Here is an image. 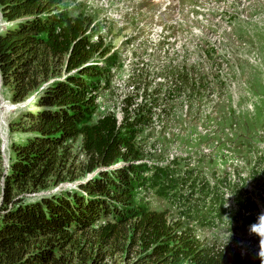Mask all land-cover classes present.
Here are the masks:
<instances>
[{
  "label": "trees",
  "instance_id": "obj_1",
  "mask_svg": "<svg viewBox=\"0 0 264 264\" xmlns=\"http://www.w3.org/2000/svg\"><path fill=\"white\" fill-rule=\"evenodd\" d=\"M65 1L0 0L5 23L0 32V78L11 87L12 101H24L55 74L33 108L10 125L11 130L14 125L20 129L27 122L31 135L11 146L14 158L7 171L0 154V264H99L107 252L125 248L138 253L135 264H264L255 251L238 246V240L202 243L189 224L194 218L200 226H214L215 219L241 221L257 234L260 216L224 217L221 204L215 203L220 198L205 208L193 190L178 198L189 174L176 176L175 171L151 170L141 163L152 158L141 136L153 133L145 130L155 112L168 127L175 120L174 109L168 107L188 86L195 98L208 97L205 79H190L177 62L159 70L172 90L152 87L148 92L147 76L139 70L127 85L135 95L121 99L122 119L113 113L97 117L103 81L108 97H114L108 80L120 56L104 47L95 20L70 15ZM78 140L85 158L82 173L74 170L76 157L71 153ZM93 172L95 177L69 190L38 195L64 182L75 184ZM141 187L184 210L176 217L169 210H151L147 197L138 198ZM244 196L243 191L235 195L240 210L256 212V205Z\"/></svg>",
  "mask_w": 264,
  "mask_h": 264
},
{
  "label": "rangeland",
  "instance_id": "obj_2",
  "mask_svg": "<svg viewBox=\"0 0 264 264\" xmlns=\"http://www.w3.org/2000/svg\"><path fill=\"white\" fill-rule=\"evenodd\" d=\"M65 6L72 16L85 14L94 19L98 35L104 38V47H111L118 54L130 55L132 48L127 49V43L131 41L150 44V49L144 57L148 92H151L155 83L162 81L156 77L158 65L167 58H178L177 62L185 66L190 79L196 78L200 81L202 78L205 79L210 94L214 93L216 100L214 96L209 97V94L208 97L204 95L202 100L198 101L199 97L195 98V95L190 93L191 87L188 86L182 97L177 98L168 107L174 109L172 111L174 117L176 113L185 109L187 100L191 101V104H188L191 110L203 104V121L206 118L214 121L215 114L210 113L216 111L218 107L227 113L235 111V115H231L227 120L223 119V124L235 122L237 128L230 132L223 131L221 137L224 141L235 139L238 141L235 144L247 143L252 151L246 152L252 159L256 152H262L264 155V0H66ZM4 27L5 23L0 15V32ZM162 43L167 46H161ZM133 55L138 53L134 51ZM213 67L215 71L211 72L210 69L213 70ZM54 79L55 74L41 83L37 91L27 99L15 103L12 101L11 87L3 85L0 78V154L5 171L9 169L14 158L11 146L24 142L31 135L28 132L27 122H24L20 129L14 125L11 130L10 125L18 122L26 110L33 108V101ZM126 84L119 80L112 83L114 97H108L107 90L102 92L101 97L96 100L97 117L105 113H113L118 119H122L121 99L124 96L135 95L136 91ZM199 84L202 87L200 82ZM141 92L140 90L138 94ZM158 115L156 111L153 123L147 129L148 132H160L164 128V118L157 119ZM95 120L96 117L93 121ZM183 120L187 118L184 117ZM178 124L191 133L184 135H180L181 132L177 133ZM201 124L200 120L194 119L185 123L175 119L173 123L167 124V126L173 125L168 132L174 139L177 137L179 144L172 145L165 153L172 155L177 149L178 153L191 156L192 159L188 164H190L189 169L193 170L198 169V165L195 164L198 160L195 159L201 152V149L195 146L194 140L204 135ZM219 131L218 126V132L213 138L218 137ZM149 139L150 135L144 134L141 143L148 146ZM188 140H191V143ZM184 142L188 143L185 147H183ZM231 147L227 146V148ZM206 148L209 150L208 155L219 152L216 146ZM71 153L76 157L74 170L79 168V172L82 173L80 165L85 158L79 140L72 143ZM151 153L153 156H158L154 151ZM155 161L165 164L164 159ZM250 162L252 167V160ZM121 165L122 163L116 167ZM96 175L97 172L90 173L75 184L70 182L58 184L48 190L49 192L44 191L38 195L69 190L74 185H79ZM1 186L2 182L0 190ZM263 186V182L253 181L248 191L255 195L264 190ZM142 192L143 194L138 198L148 196L151 210L160 212L171 208L166 200L150 195L144 189ZM255 200L264 220V199ZM260 230L257 235H250L242 222L237 224L222 222L215 227H195L196 236L204 244L223 243L228 239L231 242L238 240V246L255 251L257 256L264 259V223ZM137 260L136 250L125 248L119 252H107L99 264H135Z\"/></svg>",
  "mask_w": 264,
  "mask_h": 264
},
{
  "label": "built area",
  "instance_id": "obj_3",
  "mask_svg": "<svg viewBox=\"0 0 264 264\" xmlns=\"http://www.w3.org/2000/svg\"><path fill=\"white\" fill-rule=\"evenodd\" d=\"M163 46V45H161ZM167 46V44L164 45V47ZM127 49H129V47L127 46ZM150 49V45L147 49V51ZM128 51V50H127ZM133 52V51H132ZM131 52L130 55H123L121 54V68L119 71H117V69H113L110 73H111V78H110V83L109 85L112 86V83L116 80L119 81H124L128 84H130V82L134 79V77L136 76V74L138 73L139 70H143L146 68V63L144 62V57L146 56V54L144 55H133V53ZM147 53V52H146ZM178 59V58H177ZM177 63V60H173L168 62L167 59L163 60V62L158 65L159 67L157 68V75L160 76L159 70H167L172 68L173 65H175ZM211 72L215 71V67H213V70L210 69ZM160 80L162 79V81H159L158 83L154 84L153 88H156L157 90L160 91H170L172 90V86H170L168 84L167 81L164 80V78L158 77ZM113 87V86H112ZM131 88V87H130ZM133 89V88H132ZM106 92V91H105ZM183 93L181 94L182 97ZM99 98L101 97V95H97ZM214 96L215 100H216V95H214V93H212L211 95H209V97ZM97 97V98H98ZM179 97V98H181ZM199 98L197 99L198 101H201L203 98V95L198 96ZM187 106H185L184 110H181V112H178L175 114V119L182 121L183 123L185 122H189L190 119H194V120H200L201 115L203 113V107L202 105H199L196 109L191 110L189 109V105L191 104V101L187 100ZM214 106V104H213ZM213 108V107H211ZM97 110H98V106H97ZM213 110V109H212ZM216 115L215 111H213L212 115ZM185 118H187V120H183ZM216 120V119H215ZM202 123H208V128L204 129L203 126L201 125V131L203 130L204 135L205 134H209L210 135H216L217 133V126H216V122L211 121H203V118L200 120ZM179 126V130H177V133H182V126L181 124H178ZM173 127V125H169L168 127H165L162 130H160V132H155L152 133L150 135V145H148L147 147L149 148V150L154 151L155 155L157 154L158 156H153L151 153V157L149 159H145L144 161H142L141 163H145L147 164V166L150 167H161V161H155L156 159H164L165 164L171 163L178 155H181L180 153H178L177 149L174 150V153L172 155H167L165 152L169 149V147H171L172 145L177 146L176 142H170L168 144V146H165L163 144V140L166 139H170V134H169V130H171ZM146 132H148V130H145ZM144 134H148V133H144ZM149 135V134H148ZM142 138V136H141ZM198 138H196L194 141H197ZM142 141V140H141ZM167 141V140H165ZM217 144V142H215V145ZM178 153V154H177ZM228 157L231 158L232 154L227 152ZM177 155L175 158H173L172 160H168L170 158H172L173 156ZM186 155H183V157H185ZM164 157V158H161ZM180 158H183L182 156H179ZM179 157H177L176 159H179Z\"/></svg>",
  "mask_w": 264,
  "mask_h": 264
}]
</instances>
